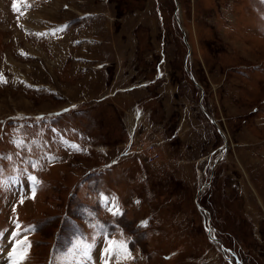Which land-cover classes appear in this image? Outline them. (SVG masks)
I'll list each match as a JSON object with an SVG mask.
<instances>
[{
	"label": "rangeland",
	"instance_id": "1",
	"mask_svg": "<svg viewBox=\"0 0 264 264\" xmlns=\"http://www.w3.org/2000/svg\"><path fill=\"white\" fill-rule=\"evenodd\" d=\"M0 179V264H264V0H0Z\"/></svg>",
	"mask_w": 264,
	"mask_h": 264
},
{
	"label": "snow or ice",
	"instance_id": "2",
	"mask_svg": "<svg viewBox=\"0 0 264 264\" xmlns=\"http://www.w3.org/2000/svg\"><path fill=\"white\" fill-rule=\"evenodd\" d=\"M13 10H16L15 2L13 3ZM31 179H32V181H33V188H32V190H33V192H35V186H36V184L38 183V181L35 180V177H32ZM3 184H4L3 179H0V187H2ZM21 202H22V201H21ZM105 203H106V204L108 203L107 199H105ZM108 211L111 212L113 216H119V215H121V212H120L119 208L116 207L115 205H114L112 208H108ZM144 223H146V222H144ZM17 227H19V225H17ZM18 235H19L18 232H13V233H12V236H13L14 239H15V237H17ZM27 243H28V242H27L26 239H25L24 241L15 240V244H16V245L23 246V245H26ZM110 243H114V242H110ZM81 247H83L84 255H87V247H88V246H87V245H83V246H82V245H77V246H76V249H80ZM16 251H17V248L14 246V247H13V250H12V253H10V255L14 256L15 253H16ZM22 259H23V258H22Z\"/></svg>",
	"mask_w": 264,
	"mask_h": 264
},
{
	"label": "water",
	"instance_id": "3",
	"mask_svg": "<svg viewBox=\"0 0 264 264\" xmlns=\"http://www.w3.org/2000/svg\"><path fill=\"white\" fill-rule=\"evenodd\" d=\"M195 83H197L196 81H195ZM198 84V83H197ZM212 120V119H211ZM212 122H213V120H212ZM210 228H207V235H208V237H210Z\"/></svg>",
	"mask_w": 264,
	"mask_h": 264
},
{
	"label": "built area",
	"instance_id": "4",
	"mask_svg": "<svg viewBox=\"0 0 264 264\" xmlns=\"http://www.w3.org/2000/svg\"><path fill=\"white\" fill-rule=\"evenodd\" d=\"M131 144V142H129Z\"/></svg>",
	"mask_w": 264,
	"mask_h": 264
}]
</instances>
